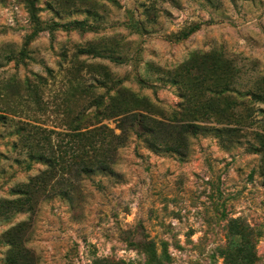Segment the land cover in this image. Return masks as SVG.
Returning <instances> with one entry per match:
<instances>
[{"label":"rangeland","instance_id":"rangeland-1","mask_svg":"<svg viewBox=\"0 0 264 264\" xmlns=\"http://www.w3.org/2000/svg\"><path fill=\"white\" fill-rule=\"evenodd\" d=\"M252 91L264 0H0V202L33 181L32 209L0 216V264H264ZM98 100L166 122L157 138L185 152L141 131L95 149L96 125L121 134Z\"/></svg>","mask_w":264,"mask_h":264},{"label":"trees","instance_id":"trees-1","mask_svg":"<svg viewBox=\"0 0 264 264\" xmlns=\"http://www.w3.org/2000/svg\"><path fill=\"white\" fill-rule=\"evenodd\" d=\"M191 33V32H190ZM190 33L185 34V37L189 36ZM251 95L253 96V99L257 102L264 103V91L256 92L252 91ZM110 102V101H109ZM104 102L101 105V101L98 100L96 101V105L99 106L97 107V116H103L104 118H112V117H118L117 122V127L121 134L120 135H115L112 133V130L108 129L107 125H101V126H95L93 127L89 132V134H92L93 136H98L102 142L100 145H95V149H103L106 144H107V138L115 139L117 142H125L128 140L132 135H138L140 136L141 131L142 133L147 136V141L153 148H155L158 151L161 152H167V153H176L179 155H183L185 151L181 148L180 145L168 141L165 138H162V140L157 138V130L159 129L158 127L160 126H165L164 128L168 127V124L166 122L157 120L152 118L149 114L140 111L137 106L135 107H123L122 110L117 112L116 114H110L109 116H104L105 113H107L111 109V104L110 103ZM264 110H261L263 112ZM0 118H5L4 116H0ZM251 120L250 115H246L244 117H240V119L236 122L238 127L236 129H229V131L232 132H243L245 131V127L250 125L248 122ZM151 122V123H150ZM196 127L194 125L188 124L186 125V128H193ZM163 128V129H164ZM218 130V129H217ZM219 134H221L220 130ZM152 137V138H151ZM97 138V137H96ZM111 150L114 151V148L111 147ZM39 160L41 161H46L50 162L51 159H47L43 156L39 157ZM107 168H110L107 164L100 163L98 170L100 171H105ZM45 174L42 173L33 180L40 179L43 175ZM32 185L33 181L31 180L28 184L24 185L21 189H19V194L21 197L16 200H4L0 202V216L3 217L4 219L10 218L12 215L23 212V211H28L32 209V198H31V192H32Z\"/></svg>","mask_w":264,"mask_h":264}]
</instances>
